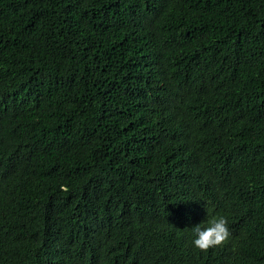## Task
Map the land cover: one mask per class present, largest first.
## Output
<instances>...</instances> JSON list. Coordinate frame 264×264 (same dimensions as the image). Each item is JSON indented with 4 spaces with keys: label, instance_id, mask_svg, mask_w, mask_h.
<instances>
[{
    "label": "trees",
    "instance_id": "trees-1",
    "mask_svg": "<svg viewBox=\"0 0 264 264\" xmlns=\"http://www.w3.org/2000/svg\"><path fill=\"white\" fill-rule=\"evenodd\" d=\"M0 264H264V0H0Z\"/></svg>",
    "mask_w": 264,
    "mask_h": 264
},
{
    "label": "clouds",
    "instance_id": "clouds-1",
    "mask_svg": "<svg viewBox=\"0 0 264 264\" xmlns=\"http://www.w3.org/2000/svg\"><path fill=\"white\" fill-rule=\"evenodd\" d=\"M228 219L223 215H216L208 219L205 224L192 228L193 244L196 249L207 252L210 249L223 246L230 238Z\"/></svg>",
    "mask_w": 264,
    "mask_h": 264
}]
</instances>
